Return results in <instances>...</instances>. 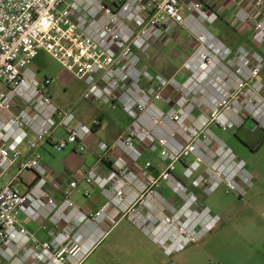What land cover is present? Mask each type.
Wrapping results in <instances>:
<instances>
[{
	"label": "built area",
	"instance_id": "obj_1",
	"mask_svg": "<svg viewBox=\"0 0 264 264\" xmlns=\"http://www.w3.org/2000/svg\"><path fill=\"white\" fill-rule=\"evenodd\" d=\"M216 1L0 0V180L16 168L0 186L4 264H86L125 218L140 226L147 210L160 220L180 201L185 211L179 219H193V189L211 194L225 187L237 198L247 195L253 175L215 130H241L243 114L254 130H264V54L233 52L209 31L207 24L219 19ZM235 17L264 47V0H253ZM179 28L197 49L171 77L151 72L152 50ZM42 50L85 84L84 100L119 108L128 120L115 143L94 145L98 162L110 164L107 173H85L106 199L94 213H84L71 199L79 188L74 178H59L61 200L49 188L40 148L51 143L57 152L71 147L84 154L101 122L91 127L54 102L53 80L40 79L31 67ZM59 130L63 135L56 137ZM23 145L34 152L31 158H24ZM148 156L158 157L162 168ZM26 172L35 181L23 192L19 184ZM20 215L44 221L49 240L37 238ZM206 215L191 229L175 227L169 218L150 234L170 256L220 222L208 208Z\"/></svg>",
	"mask_w": 264,
	"mask_h": 264
},
{
	"label": "rangeland",
	"instance_id": "obj_2",
	"mask_svg": "<svg viewBox=\"0 0 264 264\" xmlns=\"http://www.w3.org/2000/svg\"><path fill=\"white\" fill-rule=\"evenodd\" d=\"M207 27L212 34L221 40L223 45L233 52L239 48H244L247 51L258 50L264 54V47H259L254 43L253 34L251 36L252 48H249L247 42L239 37L232 27L221 23L220 19L208 23ZM219 28H222V32L237 43L236 48H232L219 37ZM242 28L247 30L250 27L245 26ZM190 39V42L196 43L192 36H190ZM31 67L37 72L40 79L50 78L53 80L51 91L54 102L64 111L75 113L87 125L92 127L96 117L102 112L110 113L111 118L107 119L102 130L93 136L91 140L99 137V139L112 143L111 141L116 136L113 142L115 143L127 129L128 123L124 120V116L120 114V110H112L111 106L89 103L84 100L85 84L64 68L48 52L40 51L33 60ZM259 81L263 84V90L259 95L264 99V67ZM243 117L246 118L247 124L241 130L224 132L216 129L215 133L234 151L239 160H244L247 163L248 169L253 175V186L248 190L247 195L243 198H237L232 194H228L225 187L211 194H204L200 189H193L192 197L196 200L191 206L193 219L184 217L181 220L179 219L185 211L184 202L180 201H177L176 204L173 203L169 208L170 210L165 211V216L159 217L160 220L151 219L147 210L143 211V221L141 222L143 224L140 226L125 218L116 227L123 222H127L154 244L157 243L153 240L154 237L151 236L150 231L153 232L155 227L163 226V223L168 222L169 218H173L175 227H188V229H191L194 225L201 224L200 218L208 217L206 215L208 208L213 217L220 218V222L200 239L186 245L181 251L170 256L158 244L159 251L151 252L136 234L127 233L123 230V235L125 233L127 235L123 237L125 242H120L117 247V243L112 241L114 248L111 250L105 264H223L227 255H230L236 264L253 262V256L255 257L256 252L260 250L256 244L257 237L264 233V142L261 144L263 141L262 133H259L258 136L253 135L254 139H252L251 132L254 130L255 124L247 119L246 114H243ZM120 127L123 128L121 132H119ZM94 149L95 146H93ZM42 152L45 164L55 176L66 174L70 177L71 174L78 181L82 179L83 173L85 175L86 172H84V168L80 167V164L86 161L90 151L74 155L71 153V149L57 152L53 147L48 146ZM148 158L157 164L158 169L162 168V163L158 157L148 156ZM182 172L183 167L181 165L179 166L178 176H181ZM63 176L65 175L61 177ZM23 177L32 178L27 172L23 174ZM87 186L92 185L82 180L76 190L78 192L82 191L83 198H85L83 194ZM176 211H179L177 215H175ZM20 219L23 220L24 217L20 216Z\"/></svg>",
	"mask_w": 264,
	"mask_h": 264
},
{
	"label": "crops",
	"instance_id": "obj_3",
	"mask_svg": "<svg viewBox=\"0 0 264 264\" xmlns=\"http://www.w3.org/2000/svg\"><path fill=\"white\" fill-rule=\"evenodd\" d=\"M252 1L253 0H217L214 5V10L216 11L219 17L220 22L232 27L236 31L237 35L247 42L249 48H252V43H251V36L253 34L252 28L250 27L247 30H243L242 27L245 26L237 23L235 16L240 8H250ZM219 29H220V33L218 34L219 37H221L224 40V42L229 44L232 48H236L237 43L234 42L233 39H231L230 37H227V35L222 32L221 30L222 28ZM190 40H191L190 36L185 30H182L180 28L176 29L172 35L166 37L161 42L160 45H158L152 50L151 59L148 62V69L153 73L161 74L165 77H171L172 75H174L176 70L183 65V63L191 56V54L196 49L197 43L195 42L192 43L190 42ZM50 93L52 95L51 90ZM112 110H120V114L124 116V120L128 123V120L121 109L112 107ZM100 117H102L103 119L101 122V129L95 131V135L102 130L104 123L107 121V119L111 118L110 113L106 111L98 115L96 119H99ZM78 119L80 120L79 117ZM122 129L123 128L120 127L119 132H121ZM254 131L255 130H253L252 132ZM62 135L63 134L61 130H59L56 133V137H60ZM114 138H116V136ZM114 138L113 141H111L112 143L109 142V144H113V142L115 141ZM98 140L104 141L103 139H99V137L97 138L95 137V140L90 139L89 142L90 154L86 157V161L80 164V167L84 168V172H87V170L91 168H96L102 173H107L110 170L109 163H99L97 160L96 151L93 150V146ZM48 146L53 147L51 143H47L46 145L40 148L39 153L43 155L42 150ZM22 149H23V156L25 159H29L33 156L34 152L27 145H23ZM68 149H71L72 154L77 155V153L74 152V148L70 147ZM48 169H49L48 181H49L50 191L55 197L61 200L62 189L60 186L61 184L59 178L62 175H65L63 177H69V175L59 174L55 176V174H52L49 167ZM15 174H16V168H13L4 178L0 180V186L6 185L9 179ZM27 174L32 178L28 179L23 177L22 181L19 184V187L23 192L27 191V189L30 188L31 184L35 181V175L33 173L27 172ZM70 177L74 178L71 176V174ZM84 177L85 175L83 173L82 179L78 180L79 186L82 180L84 182L85 180ZM84 191L85 193L83 194V196L86 193H89L90 198H86L85 196H84L85 198H83L81 193L82 191L81 192L74 191L71 196V199L75 202V204L78 206V208L81 211H83L86 214H90L100 210L105 206L106 199L103 197L101 191L96 186H87L86 189H84ZM20 216L24 217L23 220L20 219V222L23 225H25L37 238H39L42 241L49 240V237L44 229V224H45L44 221L40 220L39 222H33L28 220L24 215H20ZM123 230H125L127 233L136 234L140 238V240H142V243L148 246L151 252H156V250L159 251L157 248L158 247L157 244L149 242L143 235H141L137 230L132 228L127 222H123L118 227L113 229L109 233V235L97 246V248L94 250V252L90 255V257L86 261V264H105V262H107L108 260L111 250L114 248V246L112 245V241H115L117 243L116 244L117 247L119 246L120 242L121 243L122 241L125 242L123 237H126L127 235L126 233L123 235ZM89 234L90 232H87L86 235ZM114 239H118V240H114ZM256 244L258 248H260V250L256 252L255 257L253 256V262L242 263V264H264V233H262L261 236L259 235L257 237ZM234 261L231 259L230 255H227L225 257V262L223 264H236Z\"/></svg>",
	"mask_w": 264,
	"mask_h": 264
},
{
	"label": "trees",
	"instance_id": "obj_4",
	"mask_svg": "<svg viewBox=\"0 0 264 264\" xmlns=\"http://www.w3.org/2000/svg\"><path fill=\"white\" fill-rule=\"evenodd\" d=\"M98 120L100 122H102L103 119H102V117H100ZM99 129H101V124L99 126H94V131H98ZM259 133H262L261 135H263V136H261L262 140H263L261 144H263V142H264V130L263 129L259 128V129L255 130L254 132H252V136L253 135H257L258 136ZM252 139H254V136H253ZM0 264H4V262L1 259H0Z\"/></svg>",
	"mask_w": 264,
	"mask_h": 264
},
{
	"label": "bare ground",
	"instance_id": "obj_5",
	"mask_svg": "<svg viewBox=\"0 0 264 264\" xmlns=\"http://www.w3.org/2000/svg\"><path fill=\"white\" fill-rule=\"evenodd\" d=\"M143 224V223H142Z\"/></svg>",
	"mask_w": 264,
	"mask_h": 264
}]
</instances>
